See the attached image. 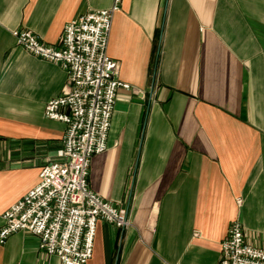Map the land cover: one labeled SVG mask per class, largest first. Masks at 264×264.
Instances as JSON below:
<instances>
[{
	"label": "crops",
	"instance_id": "crops-1",
	"mask_svg": "<svg viewBox=\"0 0 264 264\" xmlns=\"http://www.w3.org/2000/svg\"><path fill=\"white\" fill-rule=\"evenodd\" d=\"M113 3L0 0V227L67 128L45 115L67 71L17 46L13 30L57 47L67 22ZM108 52L131 89H119L89 183L132 225L100 220L88 264H216L235 219L264 247V0H122ZM0 264L63 263L17 231Z\"/></svg>",
	"mask_w": 264,
	"mask_h": 264
},
{
	"label": "built area",
	"instance_id": "built-area-1",
	"mask_svg": "<svg viewBox=\"0 0 264 264\" xmlns=\"http://www.w3.org/2000/svg\"><path fill=\"white\" fill-rule=\"evenodd\" d=\"M121 2L114 0L111 7L90 9L67 22L57 47L29 29L12 32L17 46L67 71L61 93L45 104V115L67 128L56 159L43 165L39 183L4 213L1 244L17 231H29L39 237L40 251L57 255L63 264H88L100 220L121 230L132 225L125 208L89 183L92 157L107 149L119 89H131L119 78V61L108 52ZM216 264H264V247L247 242L243 223L235 219Z\"/></svg>",
	"mask_w": 264,
	"mask_h": 264
},
{
	"label": "rangeland",
	"instance_id": "rangeland-1",
	"mask_svg": "<svg viewBox=\"0 0 264 264\" xmlns=\"http://www.w3.org/2000/svg\"><path fill=\"white\" fill-rule=\"evenodd\" d=\"M60 149V148H59Z\"/></svg>",
	"mask_w": 264,
	"mask_h": 264
}]
</instances>
